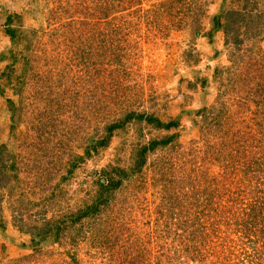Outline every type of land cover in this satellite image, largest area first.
Listing matches in <instances>:
<instances>
[{"label":"rangeland","instance_id":"obj_1","mask_svg":"<svg viewBox=\"0 0 264 264\" xmlns=\"http://www.w3.org/2000/svg\"><path fill=\"white\" fill-rule=\"evenodd\" d=\"M0 264H264V0H0Z\"/></svg>","mask_w":264,"mask_h":264},{"label":"trees","instance_id":"obj_2","mask_svg":"<svg viewBox=\"0 0 264 264\" xmlns=\"http://www.w3.org/2000/svg\"><path fill=\"white\" fill-rule=\"evenodd\" d=\"M115 5H116V4H115ZM115 124H116V123H114V124L111 125V129H114V128L118 127V126L115 125ZM143 150H144V149H143ZM117 181H118V180H117ZM113 182L117 184V183H119L120 181L116 182V181L113 180V179H109V180L107 181V185H106V187L104 188V190L110 188V186L113 185ZM104 184H105V182H104ZM103 199H104V198H103ZM108 199H109V198H108ZM108 199L100 200V201L97 202V203H101L102 201H103V203H107ZM91 208H92V205H89L88 202H87V207L85 208V212L87 213V212L89 211L88 209H91ZM78 218H79V217H78ZM52 220H53V222L55 223V229L60 230V226H59V222H58L59 219H57V215H55V218H53ZM85 232H86V231H85ZM58 236H60V233H59V232H58ZM95 236H98V235H95ZM98 245H99V244H98Z\"/></svg>","mask_w":264,"mask_h":264}]
</instances>
